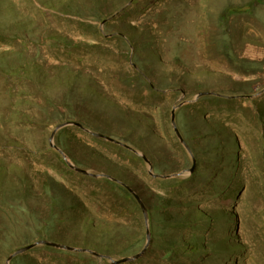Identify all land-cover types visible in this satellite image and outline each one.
<instances>
[{"label":"rangeland","instance_id":"374dc122","mask_svg":"<svg viewBox=\"0 0 264 264\" xmlns=\"http://www.w3.org/2000/svg\"><path fill=\"white\" fill-rule=\"evenodd\" d=\"M0 264H264V0H0Z\"/></svg>","mask_w":264,"mask_h":264},{"label":"water","instance_id":"95a60500","mask_svg":"<svg viewBox=\"0 0 264 264\" xmlns=\"http://www.w3.org/2000/svg\"><path fill=\"white\" fill-rule=\"evenodd\" d=\"M172 123L174 124L175 132L177 133L178 137L182 140V136H181V134H180V132H179V129H178V127H177L176 124H175V116H174V115H173V117H172ZM112 140H113V139H112ZM145 160L147 161V158H145ZM71 166L74 167L72 164H71ZM77 170L82 171V172H84V173H87L85 170H81L80 168H77ZM130 191L134 193V191H133L131 188H130ZM135 196H136L137 200L139 201V203L141 204V206H142V208H143V211H144L145 214H146L145 205H144L143 201L140 199V197H139L137 194H135ZM146 218H147V215H146ZM147 235H148V238H149V229H147ZM33 245H35V244H32V245H30V246H27V247H25V248H23V249L30 248V247H32ZM23 249H22V250H23ZM19 251H21V250H19ZM19 251H18V252H19ZM129 259H131V257H126V258H123V259H121V260L114 261V262H115V263H121V262L128 261Z\"/></svg>","mask_w":264,"mask_h":264},{"label":"trees","instance_id":"16d2710c","mask_svg":"<svg viewBox=\"0 0 264 264\" xmlns=\"http://www.w3.org/2000/svg\"><path fill=\"white\" fill-rule=\"evenodd\" d=\"M128 189V188H127Z\"/></svg>","mask_w":264,"mask_h":264}]
</instances>
